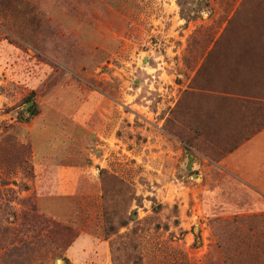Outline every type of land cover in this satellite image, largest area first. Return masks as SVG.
<instances>
[{
    "label": "rangeland",
    "instance_id": "374dc122",
    "mask_svg": "<svg viewBox=\"0 0 264 264\" xmlns=\"http://www.w3.org/2000/svg\"><path fill=\"white\" fill-rule=\"evenodd\" d=\"M243 2L0 0V264H264Z\"/></svg>",
    "mask_w": 264,
    "mask_h": 264
},
{
    "label": "crops",
    "instance_id": "0c3cea01",
    "mask_svg": "<svg viewBox=\"0 0 264 264\" xmlns=\"http://www.w3.org/2000/svg\"><path fill=\"white\" fill-rule=\"evenodd\" d=\"M250 145H260L261 147H263L264 148V131L263 132H261L253 141H252V143L250 144ZM240 151H238V152H236L235 154H233L230 158H227L225 161H223V165H225V164H230V163H233L234 161V158L236 159L235 160V168L236 169H239V170H241L242 168L244 169L245 167H248V163H247V161H241L240 160V158H241V154H238ZM264 155V154H263ZM251 163H252V167L254 168V169H252V171H251V173H252V177H253V180H254V182H256V179H255V173H256V171L257 172H261V171H259L258 169H261V167L262 166H264V159H261L259 156H255L254 155V157H252V160H251ZM67 176H69L70 178L71 177H73L74 176V174H73V172L71 173V174H68ZM259 184V189H261V191H262V194H260L262 197H264V183H262V182H259L258 183ZM261 206H263V205H261ZM258 212H261L259 215H257V216H253V217H247L246 219H248V220H251V219H260V221L259 222H249V221H247V222H243V221H241L242 223V225L244 224V225H246V226H248V228H252L253 230H255L254 232H253V234H254V236H255V240L258 238V240H259V245L260 246H263L264 245V233H263V231H264V221H261V219H264V206H263V208H259L258 209ZM244 219V218H243ZM243 225V226H244ZM257 230H259L260 232H258V233H256V231Z\"/></svg>",
    "mask_w": 264,
    "mask_h": 264
},
{
    "label": "trees",
    "instance_id": "16d2710c",
    "mask_svg": "<svg viewBox=\"0 0 264 264\" xmlns=\"http://www.w3.org/2000/svg\"><path fill=\"white\" fill-rule=\"evenodd\" d=\"M246 0H244L245 2ZM243 2V3H244ZM224 95H229L227 92H223ZM238 101L244 105V107H249L251 105L257 107L259 110L264 111V94L263 93H255L254 91H245L243 89L238 90L236 94H234ZM102 177L103 180L107 179V176L105 175L104 171L102 172ZM42 220V219H41ZM242 221V220H241ZM45 223V221H43ZM46 224H52V226H55L57 229L59 226L55 225L56 223H52L51 221L46 223ZM127 222H123L122 226L125 227L127 226ZM112 232L116 231V228L114 226L109 227ZM115 233V232H114ZM68 262V261H67Z\"/></svg>",
    "mask_w": 264,
    "mask_h": 264
}]
</instances>
